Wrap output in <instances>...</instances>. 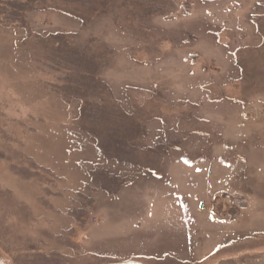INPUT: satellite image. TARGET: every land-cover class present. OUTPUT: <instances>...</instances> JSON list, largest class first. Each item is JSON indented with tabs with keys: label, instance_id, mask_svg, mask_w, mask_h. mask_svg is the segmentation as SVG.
<instances>
[{
	"label": "rangeland",
	"instance_id": "obj_1",
	"mask_svg": "<svg viewBox=\"0 0 264 264\" xmlns=\"http://www.w3.org/2000/svg\"><path fill=\"white\" fill-rule=\"evenodd\" d=\"M0 264H264V0H0Z\"/></svg>",
	"mask_w": 264,
	"mask_h": 264
},
{
	"label": "built area",
	"instance_id": "obj_2",
	"mask_svg": "<svg viewBox=\"0 0 264 264\" xmlns=\"http://www.w3.org/2000/svg\"><path fill=\"white\" fill-rule=\"evenodd\" d=\"M196 58H198V54H191V55H190V60H191L192 62H194ZM212 219H213V218H212Z\"/></svg>",
	"mask_w": 264,
	"mask_h": 264
},
{
	"label": "trees",
	"instance_id": "obj_3",
	"mask_svg": "<svg viewBox=\"0 0 264 264\" xmlns=\"http://www.w3.org/2000/svg\"><path fill=\"white\" fill-rule=\"evenodd\" d=\"M66 3H68V2H66ZM73 3V2H72ZM72 3H69V5H72ZM76 5V7H79L81 4H79V3H77V2H74ZM221 95H219V97H220ZM227 96V95H226ZM214 97H217V96H214Z\"/></svg>",
	"mask_w": 264,
	"mask_h": 264
},
{
	"label": "crops",
	"instance_id": "obj_4",
	"mask_svg": "<svg viewBox=\"0 0 264 264\" xmlns=\"http://www.w3.org/2000/svg\"><path fill=\"white\" fill-rule=\"evenodd\" d=\"M258 232H262V231H258ZM257 231H256V233H258Z\"/></svg>",
	"mask_w": 264,
	"mask_h": 264
}]
</instances>
